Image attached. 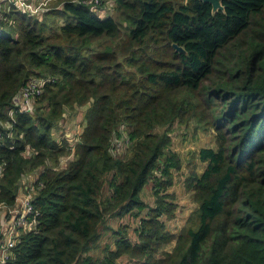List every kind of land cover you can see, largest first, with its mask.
Here are the masks:
<instances>
[{"label":"trees","instance_id":"obj_1","mask_svg":"<svg viewBox=\"0 0 264 264\" xmlns=\"http://www.w3.org/2000/svg\"><path fill=\"white\" fill-rule=\"evenodd\" d=\"M57 1L42 17L0 2V204L36 171L34 227L5 263L264 264V0ZM33 75L45 82L27 112L13 96ZM66 105L84 106L73 142L53 137ZM179 129L213 143L182 159ZM177 180L195 206L172 231Z\"/></svg>","mask_w":264,"mask_h":264},{"label":"rangeland","instance_id":"obj_2","mask_svg":"<svg viewBox=\"0 0 264 264\" xmlns=\"http://www.w3.org/2000/svg\"><path fill=\"white\" fill-rule=\"evenodd\" d=\"M179 3L181 2H185L186 0H177ZM35 4V3H34ZM59 5V2L57 0H37V3L35 5L38 6V10L36 11V15L42 17V15L47 11H52L53 7L55 5ZM107 5L110 6V4L108 3ZM108 12L110 13H114L113 9H111L110 7H108ZM46 16L44 15L43 19H45ZM48 19H54L52 16L48 17ZM56 19L59 20V22H63V18L61 17H57ZM11 20V19H9ZM124 24V23H123ZM52 30V25L51 26H46L44 29L45 33H49ZM33 77H37L36 75H33ZM38 78H44V77H38ZM83 105L81 106H77L74 108H71V106L66 105L64 107L65 112L63 113V121L56 126V129H54V133H53V137L58 141L61 139H58L60 135L65 133H69V135L72 137H75L76 134L80 133L82 131L83 128V123H82V115H83ZM11 114V112H10ZM62 125V127H60V125ZM182 130L179 129L177 130L176 133L171 132L172 137H173V144L172 147L174 149H176L181 155V158L184 159L186 157V155L188 154V151L192 150V149H196L201 145L204 144H212L213 141V135L212 133H206L203 132L201 130L198 131L197 133V137L192 138L191 137V133L187 132L185 135H181ZM69 137V136H68ZM74 140L69 139V142H73ZM60 143V142H59ZM62 143V142H61ZM68 143V142H67ZM69 144V143H68ZM126 146H127V140L124 138H120V140H115L114 141V146L112 148V153L113 155H124L125 151H126ZM30 149H28L26 151V154H28ZM69 152H66L64 154L67 155ZM29 169V168H28ZM30 170L25 171L24 173H28ZM31 173L34 172V170L32 169L30 171ZM29 172V173H30ZM173 189L176 192L177 198L176 200L178 201V206L175 212L174 217L170 218L169 220L166 221V225L167 228H169L172 231H177L185 222H186V218L189 214V212L194 208L195 203L191 200L190 195L186 194V192L183 190L182 188V184L181 182H179V180L176 181L175 185L173 186ZM23 191H25V189H23ZM151 189H150V183H148L142 190V195L143 198L147 201V202H153L152 200V195H151ZM144 213V212H142ZM123 222L125 221H129V232H130V236L131 238L135 239V233L132 230V227L135 226L136 223L133 218L131 217V215H126L123 219ZM119 222H121V220L115 222L114 225H117ZM111 234H105L101 241L99 242V246L98 248L93 251V255L94 257H101L103 254V246L105 242H109L110 245H112L111 242ZM120 264H136L135 263V259L134 258H130L126 255H123L119 258Z\"/></svg>","mask_w":264,"mask_h":264},{"label":"built area","instance_id":"obj_3","mask_svg":"<svg viewBox=\"0 0 264 264\" xmlns=\"http://www.w3.org/2000/svg\"><path fill=\"white\" fill-rule=\"evenodd\" d=\"M7 2V8L10 4H15L24 9H29L30 11L36 12L38 6L31 0H0V2ZM1 8V5H0ZM45 78L30 77L26 84L14 94L13 102L17 105L19 104L20 110L32 111V99L35 95L40 94L43 91V85ZM69 138L71 137L69 133H65ZM72 140H77L75 137L70 138ZM3 165L0 162V175L2 174ZM36 176V171L23 173L22 184L16 195L15 203L12 206H6L0 204V209L2 206L6 208V211L1 215L0 223V264L4 262L11 251V247L16 243L20 234L28 229H32L35 224V218L32 216V203L30 199L32 198V191L34 192V186L32 181ZM30 187V191H26V188ZM25 189V191H23ZM30 216V217H29Z\"/></svg>","mask_w":264,"mask_h":264},{"label":"crops","instance_id":"obj_4","mask_svg":"<svg viewBox=\"0 0 264 264\" xmlns=\"http://www.w3.org/2000/svg\"><path fill=\"white\" fill-rule=\"evenodd\" d=\"M83 110H84V108H83ZM69 138V137H68ZM70 139V138H69ZM70 144V143H69ZM70 150L69 151H67V152H69L67 155H65L64 156V154L63 155H61L60 157H59V164H58V166L60 167V168H63V167H65L66 166V164L68 163V161L70 160V159H72L73 158V146H72V144H70ZM48 161V160H47ZM49 162V161H48ZM6 211V208L4 207V206H2L1 207V209H0V223H1V215H3V213ZM1 264H6L5 263V260H4V262H2Z\"/></svg>","mask_w":264,"mask_h":264},{"label":"water","instance_id":"obj_5","mask_svg":"<svg viewBox=\"0 0 264 264\" xmlns=\"http://www.w3.org/2000/svg\"><path fill=\"white\" fill-rule=\"evenodd\" d=\"M202 1L209 2L211 4V11L212 12H215L216 10H219V9H221V10L224 9V5L222 3V0H202ZM173 46L176 50H179V51L184 50V48L181 45H179L175 42H173Z\"/></svg>","mask_w":264,"mask_h":264}]
</instances>
